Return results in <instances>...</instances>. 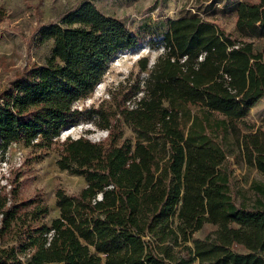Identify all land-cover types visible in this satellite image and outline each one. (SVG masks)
<instances>
[{"label": "trees", "instance_id": "16d2710c", "mask_svg": "<svg viewBox=\"0 0 264 264\" xmlns=\"http://www.w3.org/2000/svg\"><path fill=\"white\" fill-rule=\"evenodd\" d=\"M200 3L223 4L236 16L235 32L190 11L131 30L91 0L37 26L34 42L51 43L44 63L0 90V162L13 144L49 149L80 123L106 135L56 144L57 167L85 185L56 195L55 217L40 194H21L20 174L5 177L0 264H264V208H227L225 150L189 140L173 106L223 115L247 162L264 174V129L245 122L264 96V50L256 48L264 0ZM143 43L161 50L154 62L139 58L137 73L107 98L78 107L118 53ZM206 225L213 229L196 237Z\"/></svg>", "mask_w": 264, "mask_h": 264}, {"label": "rangeland", "instance_id": "374dc122", "mask_svg": "<svg viewBox=\"0 0 264 264\" xmlns=\"http://www.w3.org/2000/svg\"><path fill=\"white\" fill-rule=\"evenodd\" d=\"M77 1L79 0H0V90L22 69L44 63L51 43L36 44L31 37L33 32L40 23L53 20ZM91 1L102 13L121 20L131 30H135L146 20L172 18L190 11L199 12L202 17L218 23L228 32H235L236 16L224 10L223 4L214 8L201 4L200 0ZM256 48L264 50L263 39L256 40ZM160 52L161 50L149 49L143 43L135 51L118 53L94 92L78 101V107L85 108L107 98L109 88L123 82L130 73H137L139 58L149 56L152 63ZM173 106L180 113L183 130L189 140L196 144L221 145L225 150L226 157L219 169V175L225 185L227 208H264V174L247 162L238 140L228 128L225 117L178 101ZM245 122L250 125V128H246L249 131L264 129V96L251 108ZM103 133L104 131L93 129L88 123H80L62 131L55 145L49 149L13 144L7 150L5 162H0V184H4L5 177L12 173L20 174L21 194L25 197L40 194L50 208L49 218L55 217L58 215L54 204L56 195L75 193L85 185L83 177L57 167L56 144L68 136L75 138L83 134L96 140L103 137ZM124 135L129 137L132 133L125 128ZM212 229L211 225H206L195 236L202 237Z\"/></svg>", "mask_w": 264, "mask_h": 264}, {"label": "built area", "instance_id": "2783aa9c", "mask_svg": "<svg viewBox=\"0 0 264 264\" xmlns=\"http://www.w3.org/2000/svg\"><path fill=\"white\" fill-rule=\"evenodd\" d=\"M106 135V131H104V133H103V136H105ZM5 162V161H4Z\"/></svg>", "mask_w": 264, "mask_h": 264}, {"label": "water", "instance_id": "95a60500", "mask_svg": "<svg viewBox=\"0 0 264 264\" xmlns=\"http://www.w3.org/2000/svg\"><path fill=\"white\" fill-rule=\"evenodd\" d=\"M69 129V128H68ZM67 130V129H66Z\"/></svg>", "mask_w": 264, "mask_h": 264}]
</instances>
